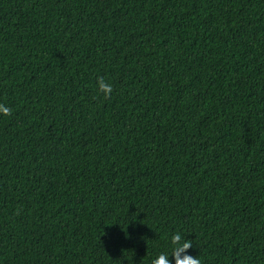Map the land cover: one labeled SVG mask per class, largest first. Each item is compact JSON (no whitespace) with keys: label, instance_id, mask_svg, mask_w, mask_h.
<instances>
[{"label":"trees","instance_id":"trees-1","mask_svg":"<svg viewBox=\"0 0 264 264\" xmlns=\"http://www.w3.org/2000/svg\"><path fill=\"white\" fill-rule=\"evenodd\" d=\"M0 102V264H264V0H0Z\"/></svg>","mask_w":264,"mask_h":264},{"label":"clouds","instance_id":"clouds-1","mask_svg":"<svg viewBox=\"0 0 264 264\" xmlns=\"http://www.w3.org/2000/svg\"><path fill=\"white\" fill-rule=\"evenodd\" d=\"M114 91L112 83L104 77H97L96 92L98 96L109 99ZM13 114V109L5 102H0V116L9 117ZM172 245L171 256L167 253H160L151 261V264H171L169 257H173L175 264H201L198 257L188 254V250L193 247L191 240L185 238L179 231L175 232L170 238Z\"/></svg>","mask_w":264,"mask_h":264}]
</instances>
